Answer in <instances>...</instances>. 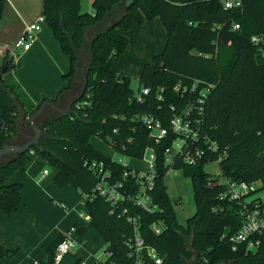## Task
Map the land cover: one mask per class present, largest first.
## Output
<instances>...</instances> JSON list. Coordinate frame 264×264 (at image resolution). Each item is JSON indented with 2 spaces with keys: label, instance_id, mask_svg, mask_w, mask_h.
Here are the masks:
<instances>
[{
  "label": "trees",
  "instance_id": "trees-1",
  "mask_svg": "<svg viewBox=\"0 0 264 264\" xmlns=\"http://www.w3.org/2000/svg\"><path fill=\"white\" fill-rule=\"evenodd\" d=\"M43 1L45 22L71 62L69 71L63 75L65 84L53 101L73 88L86 56L87 64L91 63L87 70L88 84L83 97L72 105L71 113L46 116L40 125L42 136L38 144L3 162L0 209L9 214L20 211L24 204L23 183L10 178L17 170H24L33 156L44 157L50 166L42 185L53 182L60 188L71 186L83 195L91 193L100 181L87 162H105L113 171V180L121 178L128 169L98 150L91 140L93 136H99L116 152L136 159L142 158L148 146H154L158 152V174L151 194L159 210L150 213L127 202L128 213L119 215V211L111 213V204L101 196L85 201V210L91 216L90 227L108 244L106 248L114 253L112 259L119 263L130 259L125 242L134 234L128 216L135 215L139 217L140 233L156 248L163 258L162 264H264V230L254 236L260 240L257 249H248L247 243L233 249L231 237L242 225V206L237 201L221 199L224 185H209L213 178L205 170V161L195 165L176 163L175 167L191 178L196 203V212L187 224L179 222L165 182L169 170L165 164L167 143L156 144L138 117L161 116L168 112L171 103L182 105L184 98L173 90L181 80L215 82L206 103L204 126L227 150L220 162L221 175L259 181V191H263L264 54L251 43L250 37L264 31V0H243V7L235 9H225L222 0H126L127 9L114 19V24L108 22L107 16L124 0H93L92 12L81 10V0ZM4 5L5 0H0V27L4 23ZM157 16L166 29L167 40L164 49L143 64L139 91L149 87L150 93L144 102H138L130 77L115 71L101 49L109 41L114 56H120L128 45V38L120 29ZM234 21L241 23L240 30L232 29ZM105 24L103 27L107 29L88 42L90 28ZM217 25L221 27L217 29ZM5 64L9 69L15 67L8 56L0 66V117L5 124L0 128L1 146L7 141L11 143L21 127L32 128V114L47 99L34 104L16 83L6 82L1 73ZM82 86L83 81L77 95ZM159 93L167 97L165 102L159 100ZM129 180V185L136 189V178ZM154 222H162L166 230L155 233ZM74 225L79 234L86 233L85 226L77 222ZM63 238L62 234L48 247V259L39 264H54L56 249ZM18 251L19 248L0 243V258H12ZM81 261L78 259L74 264ZM145 264L156 263L146 258Z\"/></svg>",
  "mask_w": 264,
  "mask_h": 264
},
{
  "label": "built area",
  "instance_id": "built-area-1",
  "mask_svg": "<svg viewBox=\"0 0 264 264\" xmlns=\"http://www.w3.org/2000/svg\"><path fill=\"white\" fill-rule=\"evenodd\" d=\"M225 9H235L243 7V0H222ZM45 22V16L42 14L37 21L27 25L23 34L13 43V47L17 50H29L36 41L38 32L42 29ZM221 25H217L219 29ZM233 30H240L241 23L232 22ZM250 41L255 45L261 54H264V31L254 33L250 37ZM215 82L205 81L202 79H193L189 82L179 81L174 86V92L181 98H184L182 105L171 103L168 112L161 116L153 114H139L141 120L149 130L150 137L156 144L167 143L165 146V164L169 170L174 169L178 161L186 165H195L201 161H205V166L213 162H220L227 154V150L222 148L217 139L205 129V111L209 94L215 88ZM164 91V88H162ZM150 93L149 87H143L139 94L136 95L138 102H144L145 96ZM161 102H165L164 93L158 96ZM167 120V124L165 123ZM5 124L0 117V128H4ZM2 142L0 140V148ZM115 160L128 166L123 176L113 180V171L108 169L105 162L92 161L87 162L91 170L96 172L100 177L91 193H84L81 197L83 206L85 201L95 196L103 197L112 206L111 213L119 211L120 214H127L128 208L125 206L127 202H132L136 206L147 212H156L160 209L159 205L153 201L151 192L155 187V179L158 174V152L156 147L148 146L142 158L144 167L138 169L126 163L124 158H115ZM168 170V172H169ZM167 172V173H168ZM48 174L45 170L42 178ZM135 177L138 187L134 189L129 185V178ZM209 185H224V189L220 195L221 199L237 201L241 206V214L243 222L240 229L233 234L231 240L233 249H237L242 243L248 244V249H257L260 240L254 236L260 234L264 230V190L259 191L260 182H248L245 180L233 179L221 175L220 178L212 177ZM122 208V209H121ZM80 217L84 220H90L91 216L85 211L80 213ZM139 217L129 215L128 221L134 227L133 236L126 240L129 249L130 259L126 262H117L112 259L114 253L107 249L104 243L102 256L94 257L90 260H83L81 264H145L146 258L155 261L156 264H162L163 258L159 256L155 247L149 245L146 239L140 233ZM167 226L162 222H154L152 229L155 233L160 234L165 231ZM78 232V227L73 225L65 232L63 240L59 243L54 264H60L63 256L77 247V240L74 233Z\"/></svg>",
  "mask_w": 264,
  "mask_h": 264
},
{
  "label": "crops",
  "instance_id": "crops-1",
  "mask_svg": "<svg viewBox=\"0 0 264 264\" xmlns=\"http://www.w3.org/2000/svg\"><path fill=\"white\" fill-rule=\"evenodd\" d=\"M28 5L29 7L33 6V3L30 2V0H5L4 23L0 27V58L2 59L0 61V66L4 64L6 56H8L13 64H15L14 68L20 66L21 56L25 60H28V58H30L31 56H40V54L44 51V46L50 40V37L47 34L48 32L44 30L43 27V25L46 23L44 22L42 24V29L38 32L36 41L32 44L29 50H17L13 47V43L23 34L27 25L29 24L28 21L26 22V20H24V17L22 15L26 12V7ZM41 8L43 14V0ZM119 14H122L121 6L117 7V10L110 16V18L113 16L116 17ZM5 15L8 18V22ZM52 34L54 35L53 37L57 42L56 46L55 43L52 44L53 47L55 46V56H68V63L66 58H64L65 67L68 66V69L65 72L67 73L71 65L70 57L62 50L59 40L56 38L53 30ZM124 34L127 36L126 33ZM25 68L26 67H24V69ZM10 70L11 69H9L5 74H7ZM81 70L82 69H79V72L74 78L73 88L65 91L59 96L58 100L54 102L64 107L72 98H74L79 93L77 92V89L79 79L82 77ZM33 73L34 75L31 78L33 79L35 84H38L37 90L31 91L26 87L27 83H25L26 85L23 84V86L25 87V92L23 90L25 96L34 104H38L43 100V98H47L53 101V99L57 96L65 83L62 86L57 85L60 84L57 77L52 80V76L46 74L45 71L34 70ZM5 74H3V76ZM64 74H62V76ZM22 76L25 78L27 75L22 72ZM18 80L20 82L23 81L22 77L21 79L18 78ZM50 109L54 111V113L59 114L52 107H50ZM21 133V130H19L18 136L14 137L13 140H18L20 137L26 135H23ZM43 171L44 170L40 171L36 164L29 163L24 170H17L10 178V181L23 183L24 204L21 206L20 211L10 214L0 209V243L8 248H19V251L12 258H0V264H39V262L46 261L48 259V252L46 248L47 246L49 247L60 235L65 234V232L68 231L76 222L85 227L86 225L84 222L89 223V220H84L80 217V213L83 211H80L77 217V214L75 213L76 209L73 211L67 209V217L65 219L66 221L68 220V224H66V226H62L63 222H61L57 226V230L52 231L50 235H45V233L48 231V228H46L45 226V223L48 221L46 220V211L49 210L51 205L48 194H50V192L60 194L62 195L63 200L68 202L66 200L68 199L66 196L70 195V188L73 187H64V189L60 190L59 192V190H57L58 186H56V184H53V182H47L45 186L42 185L41 181L43 179H46V177L48 176L47 174L44 178H42ZM76 191L79 192L78 190ZM81 197L82 195L79 192L80 204H82ZM75 208H77L76 205ZM79 218L81 220H84V222ZM37 230L38 233H43L44 235L36 236ZM89 233L90 230L88 229L84 235L79 234L78 232L74 233V237L77 240L78 244L77 247L72 249L70 252L74 254L73 256H76V254H78L77 257H75V259L77 260H90L94 257L102 256V254H97L93 247H91L90 245V241L95 242L98 238L101 241L100 248L102 249L103 253L104 241L102 237L98 232L97 233L99 237L97 236V238H95L94 235H90ZM70 252H68L67 254H69ZM67 254H65L63 258H65ZM44 258H46V260Z\"/></svg>",
  "mask_w": 264,
  "mask_h": 264
},
{
  "label": "rangeland",
  "instance_id": "rangeland-1",
  "mask_svg": "<svg viewBox=\"0 0 264 264\" xmlns=\"http://www.w3.org/2000/svg\"><path fill=\"white\" fill-rule=\"evenodd\" d=\"M33 3V6L29 5L26 7V12L23 15L24 20L29 23L37 21L39 17L42 16V0H30ZM127 5V1L125 6ZM81 10L83 12H91L93 11L92 0H81ZM120 15V14H119ZM7 22L8 18L5 15ZM118 16H113L110 20H114ZM114 18V19H113ZM109 22V21H108ZM102 25V26H106ZM44 30L48 33L50 40L44 46V51L40 54V56H31L28 60H25L21 56L20 66L16 68H12L7 74L4 75V80L9 83H16L22 90L25 89L23 84L27 83L26 87L31 91H36L38 84H35L33 79L31 78L34 73V70L38 71H45L46 74L52 76V80L57 77L58 82L63 85L65 83V79L63 78L62 74H64L68 66L65 67V59L68 63V56H55V46L57 45L56 40L54 39V35L52 34V28L45 23L43 25ZM128 36V45L124 52L118 56H114V47L111 42L106 41L101 49V54L110 62L112 68L122 73L126 76H129L131 79V86L135 91V94H139V77L142 70L143 63L145 61L152 60L154 55L164 48L167 40V33L166 29L160 19L159 16L154 17L152 19H146L142 23H133L127 29H120ZM90 34L88 37V42L94 36L93 31L90 30ZM55 43L53 47L52 44ZM150 51V52H148ZM2 59L0 58V61ZM26 61V62H25ZM87 66V56L84 58L83 67ZM24 67H26L24 69ZM24 69V70H23ZM22 72H24L27 76L24 78L22 76ZM23 79L22 82L18 80V78ZM82 85V77L79 79L78 89L77 92L80 91ZM60 88V86H59ZM25 92V90H24ZM54 111L50 109L49 106L46 107L44 112L36 118V123L40 126L46 116L48 115H55ZM21 134H28V136H33L34 132L31 127H21ZM24 138L20 137V139ZM92 142L95 147L100 150L105 155H113L115 158H124L126 163L135 166L138 169H142L144 167V162L140 159L131 158L128 156H124L118 152H116L108 143L104 142L99 136H93ZM15 155L7 157L4 159L3 162L13 158ZM29 163H34L36 166L41 170L47 169L48 174L50 171V166L46 159L42 156H33ZM28 163V164H29ZM27 167V165H26ZM25 167V168H26ZM205 170L212 175V177H221V169L218 162H213L211 164H207L205 166ZM43 171V172H44ZM165 182L168 186V194L172 198L176 214L178 220L181 224L186 225L188 218H190L196 212V203H195V194L194 188L192 184V180L190 177L184 175V173L179 169L175 173L174 169H170L165 177ZM54 184V183H53ZM45 186V185H44ZM57 186V185H56ZM64 188L57 187V190H62ZM70 195L66 196L68 202L63 200L62 195L55 194L50 192L48 194L49 201L51 202L50 208L46 211V220L45 223L46 228L48 231L45 235H50V233L54 230H57V226L63 222L62 226H66L68 224V220L66 221V213L68 210H75V213L78 214L80 211L85 212V207L80 204L79 201V192L75 189L70 188ZM65 201V202H64ZM75 205L77 208H75ZM80 219V218H79ZM81 220V219H80ZM84 222V220H81ZM87 229L90 230V235H94L95 238L99 237L97 231L90 227L88 222H84ZM61 226V227H62ZM44 235L43 233H38L36 236ZM91 247L95 250L97 254H102L101 241L97 238L95 242L90 241ZM103 247V246H102ZM48 249V246L46 247ZM46 252V250H45ZM48 254V253H47ZM71 252L65 256L61 260V264H74L77 259L78 254L73 256ZM46 257V256H44ZM46 260V258H44ZM193 264V263H191Z\"/></svg>",
  "mask_w": 264,
  "mask_h": 264
},
{
  "label": "water",
  "instance_id": "water-1",
  "mask_svg": "<svg viewBox=\"0 0 264 264\" xmlns=\"http://www.w3.org/2000/svg\"><path fill=\"white\" fill-rule=\"evenodd\" d=\"M126 0L122 1L121 4L119 6H121V12L124 13L127 9V5L125 6ZM115 11L117 10V8L114 9ZM112 15V13H110L107 16V20L109 22H111L112 24L115 23L114 20H110V16ZM103 29H107L103 26H99L96 29L94 28H90V30L93 31V35L96 36L98 34L99 31L103 30ZM85 45H87V39L85 37ZM91 66V63L87 64L86 67L82 68L81 73H82V77H83V86L81 89V93L77 96H75L74 98H72L67 104L66 106L62 107L59 104H57L56 102L52 101V100H44L40 107L32 114L31 116V120H32V129H33V136L27 140L26 142L22 143V144H13V143H8L6 144L3 148H0V179H1V167L3 166V161L5 158H7V156L9 154H22L25 153L27 151H29L34 145L38 144L39 140L41 139L42 136V128L36 123V118L41 115L44 110L46 109L47 106L52 107L54 110H56L58 113H60L61 115L64 114H69L71 113V107L74 103H76L77 101H79L85 91H86V87L88 84V79H87V70L88 68ZM9 70V66L8 64H5V66L1 69V73L5 74L7 71ZM12 159V158H10ZM9 159V160H10Z\"/></svg>",
  "mask_w": 264,
  "mask_h": 264
},
{
  "label": "flooded vegetation",
  "instance_id": "flooded-vegetation-1",
  "mask_svg": "<svg viewBox=\"0 0 264 264\" xmlns=\"http://www.w3.org/2000/svg\"><path fill=\"white\" fill-rule=\"evenodd\" d=\"M29 137H30V136L25 135L24 138H22V139L19 138L18 140H12L11 143H13V144H22V143H24ZM12 155H15V154H9L7 157H10V156H12Z\"/></svg>",
  "mask_w": 264,
  "mask_h": 264
}]
</instances>
